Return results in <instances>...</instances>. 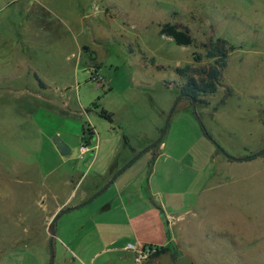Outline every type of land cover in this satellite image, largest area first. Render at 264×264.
<instances>
[{
	"label": "rangeland",
	"instance_id": "obj_1",
	"mask_svg": "<svg viewBox=\"0 0 264 264\" xmlns=\"http://www.w3.org/2000/svg\"><path fill=\"white\" fill-rule=\"evenodd\" d=\"M166 23L194 42L160 35ZM217 39L235 50L209 105H193L175 69L209 65L203 46ZM226 88L232 95L214 111ZM158 141L166 150L156 170L181 192L175 205L193 209L172 229L171 254L264 264V154L239 160L264 148V0H0V264H49L51 252L53 264H81L67 239L86 217L64 211L53 239L46 235L49 213L70 191L65 180L75 184L96 158L73 185L90 189L118 147L114 169L130 155L131 169H151Z\"/></svg>",
	"mask_w": 264,
	"mask_h": 264
},
{
	"label": "crops",
	"instance_id": "obj_2",
	"mask_svg": "<svg viewBox=\"0 0 264 264\" xmlns=\"http://www.w3.org/2000/svg\"><path fill=\"white\" fill-rule=\"evenodd\" d=\"M43 84L44 88L39 86L40 89L52 90L44 82ZM155 145L159 146L163 153H160V158H155L151 169L147 166L141 170L131 169L136 159L133 160V156L130 155L124 157L123 164L113 168L111 172V168L117 159L118 147L114 149V153L108 159L102 158L105 166L94 173V183L90 189L78 194L75 186L82 180L96 158L95 160L92 159L83 174L78 175L75 184L71 179L65 180V183L71 186L70 191L66 193L62 202L53 207L45 221V227H47L46 235L50 237L51 221L57 219L64 211L71 213L72 219L86 217L80 223L81 232L67 239V245L72 246L69 250L73 262L81 264H135L133 253L125 250L127 244L139 248H163L176 243V239L171 235L172 229L178 220L180 221L187 214L193 213V209L178 208L175 205V201L180 198L181 192L172 183H167L169 179L165 173L158 172L155 168L156 163L164 156L166 144L158 141L153 146ZM151 148L149 147L148 150H152ZM89 149L90 151L99 150L100 141H97ZM54 173L51 174L55 175ZM68 177L72 178L71 175ZM208 182L209 180L204 184L203 192H205ZM100 184L101 186L98 187ZM49 193L52 192L49 191ZM100 195L102 196L96 204H90ZM167 195L168 202L166 200ZM46 198L44 194H40L39 204L45 206ZM105 205L108 207L103 210ZM91 206L95 209L92 211L95 212L94 216L89 210L84 212ZM78 236L81 239L80 242H77ZM64 245L66 244L63 243ZM141 264H173L171 252H159L151 260Z\"/></svg>",
	"mask_w": 264,
	"mask_h": 264
},
{
	"label": "trees",
	"instance_id": "obj_3",
	"mask_svg": "<svg viewBox=\"0 0 264 264\" xmlns=\"http://www.w3.org/2000/svg\"><path fill=\"white\" fill-rule=\"evenodd\" d=\"M159 34L170 38L171 41L178 46H190L194 40L191 37L189 30L187 28H180L172 24H164L159 29ZM205 49V57L208 60H211V63L203 68L194 69L190 66H185L183 68L175 69L176 74L181 77H185L186 80L181 86H177L180 90L182 97L187 98L193 105L201 104L204 106L209 105V102L206 98L214 95L217 92V89L221 86V76L222 72L227 66V59L229 53L235 50V47L228 45L225 40L217 39L215 41L210 40L206 45L203 46ZM195 60L199 61L201 59L200 54H196ZM34 79L37 81L41 88H44L43 82L38 78L37 75H33ZM232 95V89L226 88L224 90L223 96L218 101V104L214 107V111L218 107L225 104V100ZM110 118L106 114H102ZM264 154V148L257 154L246 156L239 159L243 160H253L255 157L261 156ZM113 167L111 168V172ZM108 205H105L102 209H107ZM57 217V216H56ZM56 219V218H55ZM55 219L50 224V227L53 225ZM170 247L166 246L159 248L157 253L163 251H169ZM156 253V254H157ZM172 261L180 257L174 254H171Z\"/></svg>",
	"mask_w": 264,
	"mask_h": 264
},
{
	"label": "built area",
	"instance_id": "obj_4",
	"mask_svg": "<svg viewBox=\"0 0 264 264\" xmlns=\"http://www.w3.org/2000/svg\"><path fill=\"white\" fill-rule=\"evenodd\" d=\"M80 149H81V154L86 153L88 151L87 144H83ZM125 250L133 253L134 255L133 259L135 264H141L151 260L156 255L159 248L158 247L139 248L132 244H127L125 246Z\"/></svg>",
	"mask_w": 264,
	"mask_h": 264
},
{
	"label": "water",
	"instance_id": "obj_5",
	"mask_svg": "<svg viewBox=\"0 0 264 264\" xmlns=\"http://www.w3.org/2000/svg\"><path fill=\"white\" fill-rule=\"evenodd\" d=\"M53 143L54 145L57 147L59 153L62 155V156H66L69 154L70 152V149L61 141V139L58 137V136H55L53 138ZM228 159H231V160H234L233 158H230V157H226ZM50 237L52 240L53 239V232L52 230L50 231ZM54 262V256L51 252V255H50V263L49 264H53ZM173 264H194L193 260L190 258L189 255H182L180 256L179 258H177L176 260H174Z\"/></svg>",
	"mask_w": 264,
	"mask_h": 264
}]
</instances>
